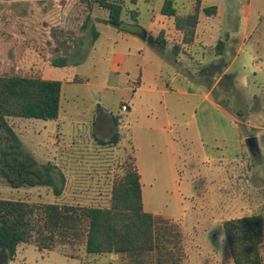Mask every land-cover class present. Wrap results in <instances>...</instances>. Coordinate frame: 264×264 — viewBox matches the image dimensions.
Masks as SVG:
<instances>
[{
	"label": "rangeland",
	"instance_id": "rangeland-1",
	"mask_svg": "<svg viewBox=\"0 0 264 264\" xmlns=\"http://www.w3.org/2000/svg\"><path fill=\"white\" fill-rule=\"evenodd\" d=\"M164 1L139 0L133 10L140 14L133 19L132 26L124 27L125 30L141 33L147 29L152 14L160 15ZM173 2L178 14H183L192 12L195 0ZM52 5L47 0H0V76H36L39 68L46 66V78L63 82L58 119L10 120L24 151L31 155L35 152L39 166L52 164L55 181L58 185L63 183V190L59 196H54L50 188L13 189L0 180V198L24 200L30 204L104 207L108 205L113 181L122 175L123 162L131 155V115L122 112L121 105L133 95L135 75L122 71L118 76L110 71L113 62L120 64L112 59L114 38L100 40L95 51L84 43L76 54L67 56L60 39L53 37L55 32L44 25L50 18L59 19V11H53ZM212 6L216 8L215 15L204 17L201 12L203 18L198 33L210 34L204 42L197 43L199 58L198 63H194L192 81L195 90L204 93L207 91L200 84L202 76L204 83L220 79L209 101L221 105L222 110L235 118V123L216 107L208 108L206 102L201 104L200 97L180 95L177 80L172 81L170 75L164 82L172 89L170 93H175L164 96V101L173 95L174 104H177L167 107L168 121L164 116L166 107L162 96L156 94L155 98L162 114L156 121L157 127L163 128L167 122L172 129L171 135L179 136L180 140L187 128V137L192 142L185 147L181 143L177 149L176 179L145 187L149 190L145 196L146 210L165 217L173 216L163 220L180 232L183 253L180 264H205L217 256L229 257L223 222L253 214L264 216V183H261L264 182V0H201V11ZM78 15L73 5L69 17L72 21L68 23L76 24ZM125 18L129 19L128 12ZM13 29H22L32 38L33 44L46 48V58L39 57L33 47L27 49L22 61L16 62L5 39V32ZM219 41L224 43L223 55L215 49ZM154 51L157 55V47ZM62 61L66 63L64 68L53 65V62ZM200 61L206 65L201 67ZM213 61L215 66L209 67ZM224 63L229 66L226 75H222ZM40 75L43 77L41 72ZM98 84L118 86V89H100ZM99 110L104 115L98 119ZM219 112L228 122L219 117ZM194 116L195 122H192L190 119ZM107 118H113L118 125L120 137L115 146L98 142V139H109L114 131ZM249 137L257 140L259 152L255 155L246 146ZM163 151L165 155V149ZM46 243L48 245L42 250L34 242L20 244L12 260L1 253L0 264H126L118 256L87 254L84 236L74 242L70 235L55 237L52 243Z\"/></svg>",
	"mask_w": 264,
	"mask_h": 264
},
{
	"label": "trees",
	"instance_id": "trees-1",
	"mask_svg": "<svg viewBox=\"0 0 264 264\" xmlns=\"http://www.w3.org/2000/svg\"><path fill=\"white\" fill-rule=\"evenodd\" d=\"M78 1L84 4L83 12L90 11L91 3H97L108 12L106 22L124 31V27L129 25L123 23V13H135L129 7H123L118 0ZM131 2L135 3V0ZM172 4L171 0H165L160 12L174 17L175 28L182 32L183 43L193 41L201 12L205 16L216 13L213 6L201 11V0H195L192 12L179 16ZM5 34L16 62L22 61L27 49L33 47L39 57L46 58L47 49L33 44L32 38L22 29L9 30ZM154 43L157 47L164 44L160 36ZM215 49L222 55L224 43L219 41ZM64 64L65 61L53 62L54 66ZM227 66L226 63L222 65L223 69ZM60 93L61 82L45 80L40 72L36 76H0V180L11 188L46 187L52 189L54 196L61 194L63 183H56L53 165L39 166L35 157L24 151L10 123L13 118L56 120L59 117ZM119 137L118 129H115L109 139H98V142L104 146H115ZM122 166L123 173L113 181L108 205L104 207L30 204L24 200L0 198V249L7 260L14 258L20 244L34 242L42 250L48 245L46 241L52 243L55 237L70 235L72 242L84 236L85 252L89 255H114L124 259L126 264H180L183 259L180 232L174 225L143 209L133 151ZM223 229L233 264H264L261 255L264 216L253 214L228 219L223 222Z\"/></svg>",
	"mask_w": 264,
	"mask_h": 264
},
{
	"label": "crops",
	"instance_id": "crops-1",
	"mask_svg": "<svg viewBox=\"0 0 264 264\" xmlns=\"http://www.w3.org/2000/svg\"><path fill=\"white\" fill-rule=\"evenodd\" d=\"M47 1L53 4L51 8L53 9V11L58 9L60 16L59 19L50 18L51 20L48 23H44V25L47 27V30H50L52 33L53 31L55 32L53 37L55 36L57 37V39H60V41L62 42V46H65L67 56L76 54L78 49H80V47L82 48L84 43H88V45H90L91 47L90 50L95 51L96 45L100 42V40L104 38L106 40L114 38L115 47L113 48L112 59H116L120 64H114L113 62L110 67V71L117 74L118 76L122 71H124L127 75L132 72L135 75L134 77L136 82L135 84H132L134 88V90L132 91L133 95L127 98V100L124 102L126 103L125 105H121V107L123 105L127 107L126 110H122L121 108V111L129 112V115H131L129 146L132 149L131 151H133L135 165L139 173L143 209L145 212L150 213L155 217H159L161 219H172L173 216L165 217L160 214L151 213L146 210L145 206V196L149 191L145 189V187L154 185V183H164L165 181L173 178L176 179L178 177L176 169L177 149L179 148V145L181 143L184 147L192 145L189 137H187V128L185 129V132L182 136L183 140H180L181 138H179V136H176L175 138L174 135H171L172 129L167 122L165 123L163 128L157 127L156 121L158 118L161 119L162 114L160 113V107L156 104L155 101L156 94L162 96L164 107H166V113L164 114L166 121H168L167 107L177 104V102H175L174 104V98L172 97L173 95H170L171 97L167 102L164 101V96L175 93H170L172 89L168 88L166 82H164L165 77L170 75L172 81L177 80L176 87L179 89L180 95L200 97L202 99L201 104H204V102H206L208 108L216 107L217 109H219V111H223V113H225L226 116L231 119V122L235 123L236 121L230 113H228L226 110H222L223 107H221V105H219L216 101H209V95L211 94L213 88L220 82V79H217L213 83L212 81H207V83H204V77L202 76L200 84L204 85L206 89L205 91H207L204 93L195 90L196 87L194 86L192 81V77L195 73L194 63H198L199 58L197 56L198 53H196V51L198 52L197 43L204 42L207 35L210 34L208 33L202 36L198 33L200 27L199 23L203 18V14L200 13L199 15V22L196 27L194 39L191 43L182 42L183 35L181 31L175 28L174 17L162 15L161 12L160 15L157 16H153L152 14V18L147 25V29L142 30L146 33L147 36H151L153 38V41L149 42L147 41V38H142L140 36V33L136 34L133 32H127L108 24L106 22V20L108 19L107 10L99 7L97 3H91L90 11L83 12L82 10L85 9V7L83 6L84 4L78 2V0ZM118 1L123 7H129V9L133 10V8H137V3L139 0H135V3H132L131 0ZM144 1L150 2V0ZM171 1L173 3V8L176 10L177 8L174 7L175 3L173 2V0ZM73 5L79 14L75 19V21L77 22L76 24L68 23L69 17H71V9ZM125 13L126 12L123 13L121 18L123 23L126 25H133V19L136 17V15L140 14L139 11L135 10V13L129 14V19L127 20L125 18ZM147 13H149L148 9ZM188 13L189 12L178 14L177 12V15L185 16ZM100 14H102V16ZM51 15L52 14L50 13V16ZM204 17L211 16L204 15ZM71 27L76 28L73 29ZM78 27L81 30H79ZM70 32L73 33L72 36H70ZM50 36L52 37V34H50ZM157 36H160L163 40L164 44L162 47H157V45L154 43V40ZM156 47L158 50L157 55H155L156 53L154 51ZM64 57L66 58V56ZM215 64V61H213L209 64V67L215 66ZM199 65L203 67L206 64H204V62L201 63L200 61ZM42 67L43 66H41L39 69L43 74V79L56 80L46 78L45 75L48 73V71L45 69L46 66H44V68ZM62 68H64V66ZM228 70L229 66L225 68L222 75L228 74ZM202 74L203 73H201V75ZM117 81L119 82V79ZM60 82L61 107L63 82ZM97 88L118 89V86H105L103 84H98ZM122 89L132 90V88ZM201 104L199 106H201ZM219 114L220 118L227 121V118L224 115H222L220 112ZM102 115H104V113L102 112V110H99L98 119L102 118ZM209 117L212 118V115H209ZM106 120L107 123H110V126L111 124H113L114 131L118 128V125L117 123H115L113 118H107ZM190 120L192 122H195V116ZM93 121L95 122V119H93ZM164 133L166 134L165 136L163 135ZM198 137L200 144L202 145V138L199 135ZM163 149H165V155L163 154ZM167 151H169V154L166 155ZM32 154L34 157L36 156L35 152ZM18 248L19 246L17 247V250ZM262 249H264V244H262L261 255ZM0 253L4 252L0 249ZM262 259H264V255H262ZM197 260L198 259L196 258V261ZM205 264H233V261L230 256L228 257V255L225 257L217 256L215 257V259L210 260L209 263L206 261Z\"/></svg>",
	"mask_w": 264,
	"mask_h": 264
},
{
	"label": "water",
	"instance_id": "water-1",
	"mask_svg": "<svg viewBox=\"0 0 264 264\" xmlns=\"http://www.w3.org/2000/svg\"><path fill=\"white\" fill-rule=\"evenodd\" d=\"M140 36L142 38H147V41H149V42H152L153 41V38L151 36H147L144 31H142L140 33ZM245 143H246V146H247L249 152L252 155H255L256 153L259 152V147H258L257 140H256L255 137H249V138H247L246 141H245Z\"/></svg>",
	"mask_w": 264,
	"mask_h": 264
},
{
	"label": "built area",
	"instance_id": "built-area-1",
	"mask_svg": "<svg viewBox=\"0 0 264 264\" xmlns=\"http://www.w3.org/2000/svg\"><path fill=\"white\" fill-rule=\"evenodd\" d=\"M121 108H122V110H126L127 109V107L124 106V105Z\"/></svg>",
	"mask_w": 264,
	"mask_h": 264
},
{
	"label": "flooded vegetation",
	"instance_id": "flooded-vegetation-1",
	"mask_svg": "<svg viewBox=\"0 0 264 264\" xmlns=\"http://www.w3.org/2000/svg\"><path fill=\"white\" fill-rule=\"evenodd\" d=\"M0 255H1V253H0ZM0 260H1V256H0Z\"/></svg>",
	"mask_w": 264,
	"mask_h": 264
}]
</instances>
